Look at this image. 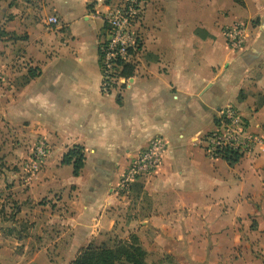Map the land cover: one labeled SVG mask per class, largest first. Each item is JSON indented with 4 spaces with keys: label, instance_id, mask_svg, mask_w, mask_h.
<instances>
[{
    "label": "crops",
    "instance_id": "crops-1",
    "mask_svg": "<svg viewBox=\"0 0 264 264\" xmlns=\"http://www.w3.org/2000/svg\"><path fill=\"white\" fill-rule=\"evenodd\" d=\"M106 8L0 0V60L27 61L0 67V264H20L14 249L30 244L23 220L36 213L57 231L52 246L67 264L124 220L147 261L264 264V149L230 164L205 148L229 105L264 140V0H147L134 75L108 93L100 66ZM237 22L247 28L236 49L225 31ZM29 69L38 75L26 80ZM153 138L162 140L161 162L122 190ZM76 144L86 155L78 176L62 163ZM40 146L43 160L32 166L24 158Z\"/></svg>",
    "mask_w": 264,
    "mask_h": 264
},
{
    "label": "built area",
    "instance_id": "built-area-1",
    "mask_svg": "<svg viewBox=\"0 0 264 264\" xmlns=\"http://www.w3.org/2000/svg\"><path fill=\"white\" fill-rule=\"evenodd\" d=\"M106 4V0H97ZM124 4L114 6L107 4L104 16L102 17L109 30L106 40L100 47L101 65H102V89L107 93L111 91L116 82L127 78L119 75L121 67L119 62L132 61L134 52H129L130 48L136 51L139 44L128 35L129 27L140 22L147 0H125ZM49 24H59L57 16L49 18ZM247 24L237 22L227 28L225 36L228 44L233 48H240L245 42ZM256 145L264 149V140L249 134L246 125L237 109L229 105L224 109L219 117L217 130L208 134L205 139V148L212 157H222V151L225 148H231L242 155L253 149ZM162 140L153 138L150 145L143 149L137 159L133 162L130 171L125 174L120 183L121 189H127L132 181L140 175L154 171L161 162ZM39 155L43 154L44 147L40 146L37 150Z\"/></svg>",
    "mask_w": 264,
    "mask_h": 264
},
{
    "label": "rangeland",
    "instance_id": "rangeland-1",
    "mask_svg": "<svg viewBox=\"0 0 264 264\" xmlns=\"http://www.w3.org/2000/svg\"><path fill=\"white\" fill-rule=\"evenodd\" d=\"M124 2H126V1L125 0H106L107 4L114 5V6L122 5V4H124ZM105 11H106V9H105ZM105 11H103V12L101 11L102 17L104 16ZM138 24H139V22H135L128 29V35L133 38V41L136 40L137 44H139L141 41V33L138 29ZM108 30H109V25L105 23V26L103 27L101 34H100L101 45H102V42L104 40H106V38H107ZM133 52L135 53V51H133ZM101 59H102V57L100 56V66H101V70H102ZM25 63H27L26 60L25 61H21L18 59H14L11 61L0 60V67H6L7 69L11 68L13 70H19V69L23 68V65H25ZM1 71L2 70H0V72ZM102 73H103V70H102ZM6 81H8V79ZM22 81H24V79H22L21 82ZM2 83H4V82H2ZM122 84H123V81H120L119 83L116 82L111 91H115V90L120 91ZM5 85H8L7 82H5V84L2 87H5ZM111 91H109V92H111ZM103 92L107 93L104 90H103ZM36 149L37 148H35V151L31 153L29 158H24V159H26V162L31 163L32 166L35 165V162H37L38 160H43L42 159L43 156L39 155L38 152L36 153ZM31 204H32V202L30 203V206L28 207L30 211L35 209V207L37 206L36 204L34 206ZM6 206H7V204H6ZM11 207H13V206H10L8 211H11ZM3 208L6 210L5 206H3ZM37 214L38 213H36L35 216L33 217L36 219L34 222H32V220H31L32 218L29 219L28 217L26 218V219H28L27 222H25L23 220V223L26 226L24 229V232L27 233L25 235V238H26V240L27 239L30 240L29 247L27 249H25L24 245L17 246V248L14 249L15 252L13 254H17V253L19 254V258L21 259L20 264H27V263L28 264H50V263H52V264H67V257H65V253L63 252V250H61L62 247L59 249V246L54 247V248L52 246L53 240L59 238V235H56L57 231L55 230V228L51 229V226L49 224H48V226H50V228L46 229L45 228L46 222H42L40 215L37 216ZM32 216H33V212L31 214V217ZM119 223L122 224L120 226L121 227L120 230L117 227L115 230H113V232H111V234L109 236H107L104 239L94 241L93 244L96 246H108V247H114L115 248L119 245L120 242L128 240L129 238H131V235H134V233H130L128 236L125 233L126 232V229H124L126 227L125 220L121 221ZM52 226H53V224H52ZM41 243L44 246V248L48 247V250L39 251V249H41ZM49 243H51V245ZM49 248H52V249L50 250ZM148 261L151 264H172L173 263V260L169 257H162V258L157 259V260L153 258V259H149ZM15 263L17 264V261ZM115 264H127V263L124 260H117Z\"/></svg>",
    "mask_w": 264,
    "mask_h": 264
},
{
    "label": "trees",
    "instance_id": "trees-1",
    "mask_svg": "<svg viewBox=\"0 0 264 264\" xmlns=\"http://www.w3.org/2000/svg\"><path fill=\"white\" fill-rule=\"evenodd\" d=\"M133 52V48L129 49ZM121 67L119 75L130 78L134 75L135 64L132 61H120ZM36 70L29 69L26 80L37 76ZM222 157L230 164H234L240 160L242 154L231 148H225L222 151ZM85 150L84 147L76 144L69 148L62 158L63 164L73 165V174L78 176L81 174L85 166ZM147 251L140 244L139 239L135 235L131 238L120 242L117 247L96 246L91 242L87 247L81 250L79 255L70 264H115L117 260H124L127 264H151L146 260Z\"/></svg>",
    "mask_w": 264,
    "mask_h": 264
}]
</instances>
